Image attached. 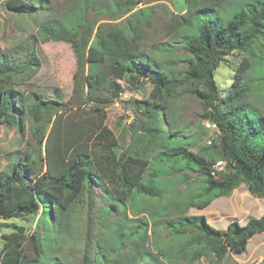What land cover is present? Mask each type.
Returning a JSON list of instances; mask_svg holds the SVG:
<instances>
[{
	"label": "trees",
	"instance_id": "obj_1",
	"mask_svg": "<svg viewBox=\"0 0 264 264\" xmlns=\"http://www.w3.org/2000/svg\"><path fill=\"white\" fill-rule=\"evenodd\" d=\"M70 1L74 5L68 19L63 24H45L41 40L65 42L73 49L76 71L72 108L58 110L56 106L61 103L46 100L40 93L25 96L11 87L0 91V129L18 126L17 110L25 118L34 117L39 147L44 145L45 149L44 156L28 150L12 173L0 172V222L39 215L37 231L30 237L22 230L2 235L6 242L0 248V264H64L54 250L63 221L69 217L70 227L75 208L84 207L85 197L95 189L107 202L98 216L106 219L114 214L120 218L110 226L115 236L114 254L109 256L101 250L94 259L86 255L85 264H182L201 258L221 264L230 253H246L250 240L264 233V215L250 218L245 225L234 219L226 230H219L206 216L187 215L185 211L202 210L217 199L231 197L244 183L252 195L264 200V109L246 102L256 92L264 105V0H188L189 13L183 20L189 19L190 25H185L188 33L182 44L189 58L183 83L199 101L203 119L220 134L218 150L207 149L200 155L193 152L195 143L179 134L166 137L158 154H146L133 145L121 150L105 124L107 105L123 92L117 81L139 88L150 81V96L156 104L135 100L136 117L140 112L147 117L157 114L158 118V108L163 106L157 100L176 92L179 79L159 60L142 55L145 33L141 26L106 24L105 29H96V24L88 21L89 10L100 15L96 0ZM108 1L105 16L118 18L130 15L144 2ZM44 3L8 0L5 5L17 14L34 15L46 9ZM142 10L134 11L128 19ZM144 27H150L149 18ZM154 48L162 57L172 52ZM234 53H251V61L243 62L249 65L248 74L252 72L259 80L248 81L240 75L228 97L222 98L215 73ZM40 64V60L30 58V66ZM21 72L22 68L0 58V80L17 79ZM157 121L164 120L161 116ZM153 125L145 129L151 140L159 141L163 136L157 123ZM219 162H223L221 170L217 169ZM188 171L202 175L201 187L180 199L181 193L178 197L175 193L188 178ZM167 176H174L171 182ZM149 221L157 231L163 225L180 249L172 252L158 247L160 255L150 251L145 244ZM133 222L139 223L135 230L128 224ZM29 242L37 254L34 259L26 251ZM125 247L130 251L122 256Z\"/></svg>",
	"mask_w": 264,
	"mask_h": 264
},
{
	"label": "rangeland",
	"instance_id": "obj_2",
	"mask_svg": "<svg viewBox=\"0 0 264 264\" xmlns=\"http://www.w3.org/2000/svg\"><path fill=\"white\" fill-rule=\"evenodd\" d=\"M8 0H0V58L10 60V63L22 68L17 79L0 80V91L6 88H13L15 91L30 95L40 93L46 100H55L62 105L56 109L64 111L72 108V97L74 89V74L76 71V60L72 47L65 42H42L41 31L45 24H63L69 17L67 14L73 8L70 0H26L28 3L35 1L37 5L45 2V10L36 12L34 15L17 14L6 8ZM108 0H96L98 13L88 11V21L96 24V29L101 26L105 29L106 24H117L119 26L139 25L145 33V43L142 55L150 60L158 61L164 69L172 72L179 79V88L176 92L159 98V105L166 108H158L157 114L147 117L139 112L136 117V105L134 101H148L153 106L156 101L151 98L153 85L150 81L144 82L143 87L132 85L125 81H117L123 87L120 97L113 103L107 105L106 126L113 132L118 140L122 151L131 145L142 148L146 154H158L164 149V140L169 135L179 134L186 141L195 143L193 152L200 155L204 150H218L220 134L217 128L208 126L203 119L202 107L195 96L189 93V87L184 84L185 76L183 71L187 65L189 54L183 48V39L188 30L185 25H190L183 18L188 12V0H144L134 11L143 9L131 16L130 20L126 15L118 18L116 15H106L105 7ZM105 13V14H104ZM189 13V12H188ZM136 15V18H135ZM188 16V14L186 15ZM139 18V19H138ZM149 18L150 27H144L145 19ZM194 22V20H192ZM104 25V26H102ZM170 49L172 52L164 57L154 47ZM250 54L234 53L223 61L215 73V81L220 89L222 98L229 95L233 84L242 75L248 81L255 79L253 73H249L248 63L251 61ZM40 60L39 67L30 66V58ZM244 63V65H242ZM240 68L247 69L246 72ZM240 71L241 74H238ZM248 74V75H247ZM253 80V81H254ZM252 86H256V83ZM75 104L78 101H73ZM246 102L253 107H263V98L256 92ZM19 104L16 106L19 109ZM93 108V106H91ZM71 113L70 111H66ZM19 119L18 126L4 125L0 129V172L12 173L14 165L27 153L35 155L38 152L44 156V145L39 147L38 132L35 129L36 118H25L21 112L16 111ZM92 115H96L95 112ZM28 116V115H27ZM164 121H157L161 119ZM138 120H137V119ZM154 118L156 120H154ZM160 118V119H159ZM160 129L162 139L159 141L150 139L146 127ZM150 169V168H149ZM178 173L175 175L177 176ZM187 177L180 183L175 193L180 199L194 193L201 187L199 173L188 171ZM174 176H167L168 182ZM103 193L95 189L85 197L84 207L78 205L75 213L70 217L71 226H67L69 217L62 225L58 236V243L55 246L56 257L64 264H85L86 255L94 259L101 250L111 256L114 254L113 245L115 236L113 228L110 227L120 217L110 215L102 218L98 216L101 207L106 205L102 197ZM187 215L206 216L207 221L214 228L226 230L229 221L238 220L245 225L250 218H260L264 215V200L250 193L247 184H242L239 189L233 192L229 198L215 200L205 209L189 208L185 211ZM129 219H136L135 215H128ZM143 218V216H139ZM39 215L26 216L23 219H12L1 221L0 225V248L4 245L3 234L19 233L21 230L25 235L37 231ZM53 219L56 215L53 214ZM128 219V220H129ZM147 228L146 247L150 251L161 253L157 248L177 252L180 247L176 240L172 239L162 225L160 230H154L151 221ZM132 230L139 227V223H128ZM8 226V227H7ZM139 245H142L139 242ZM88 247V251L85 250ZM26 251L30 259L37 257L34 246L31 242L26 245ZM129 248L125 247L121 255L128 254ZM182 264H218L215 259L206 260L201 258L194 262H182ZM221 264H264V233L256 234L249 242L247 251L241 255L230 253Z\"/></svg>",
	"mask_w": 264,
	"mask_h": 264
},
{
	"label": "built area",
	"instance_id": "obj_3",
	"mask_svg": "<svg viewBox=\"0 0 264 264\" xmlns=\"http://www.w3.org/2000/svg\"><path fill=\"white\" fill-rule=\"evenodd\" d=\"M208 126H209V127H210V126L215 127L214 125H210L209 123H208ZM222 168H223V162H219V163L217 164V169L221 170Z\"/></svg>",
	"mask_w": 264,
	"mask_h": 264
},
{
	"label": "crops",
	"instance_id": "obj_4",
	"mask_svg": "<svg viewBox=\"0 0 264 264\" xmlns=\"http://www.w3.org/2000/svg\"><path fill=\"white\" fill-rule=\"evenodd\" d=\"M224 198H229V197H224ZM213 202H214V201H213ZM213 202H212V203H213ZM212 203H211V204H212ZM211 204H210V205H211Z\"/></svg>",
	"mask_w": 264,
	"mask_h": 264
}]
</instances>
